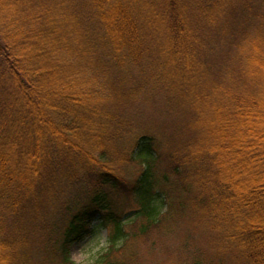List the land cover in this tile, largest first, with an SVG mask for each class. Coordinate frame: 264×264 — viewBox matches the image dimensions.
Listing matches in <instances>:
<instances>
[{"label": "trees", "instance_id": "16d2710c", "mask_svg": "<svg viewBox=\"0 0 264 264\" xmlns=\"http://www.w3.org/2000/svg\"><path fill=\"white\" fill-rule=\"evenodd\" d=\"M263 2L0 0V264H75L70 246L96 220L107 247L91 264H139L140 239L185 217L197 226L192 213L217 223L235 264H264V107L243 105L230 86L202 91L199 70L214 46L225 53L250 36L259 44L256 34L264 40ZM193 55L191 76L179 63ZM154 80L168 102L162 111L182 114L176 102L192 112L185 121L176 114V146L161 134L166 125L138 127L126 111ZM215 94L230 108L220 110L211 150L197 107ZM74 183L85 199L50 210V190ZM198 256L188 264H215Z\"/></svg>", "mask_w": 264, "mask_h": 264}, {"label": "rangeland", "instance_id": "374dc122", "mask_svg": "<svg viewBox=\"0 0 264 264\" xmlns=\"http://www.w3.org/2000/svg\"><path fill=\"white\" fill-rule=\"evenodd\" d=\"M262 6L264 8V2ZM256 37L259 44L255 40L251 41L250 36L246 39L247 41H244L242 48L233 47L231 52H220L219 46H214L215 48L213 51L211 50L212 52H210L209 56L204 51L205 54L203 56L200 55L202 63L200 62L199 64V70L206 75L207 79L202 91L209 87L220 86L222 88L223 86H230L231 88H225L224 91L228 90L227 92L242 95V97H240L242 104L244 103L246 105L247 101L250 102V104L256 102L260 107H264V40L262 36H258V34H256ZM251 42L256 45L252 47V45L249 44ZM198 60L199 58L193 55L186 62H180L179 69L188 65L190 66L189 73L193 76V74L199 73ZM146 67L148 66L146 65ZM176 67L177 63L174 66L172 65L174 73L178 72ZM151 70L155 71L153 69ZM136 76L139 77V75ZM179 77H181V75ZM219 78H222L221 81ZM93 80L96 79L86 80L89 87L94 88L97 86L98 81L93 82ZM156 80H154V84L151 85L148 93L146 92L145 85L143 89L139 91L138 97H135V101L133 98L129 102H126L128 107L126 111H129L136 117L133 120L138 127L139 125L142 126L143 124H147L157 130L163 128V125H166L161 131V134L168 137L174 131V126L180 121L178 116H180V118L184 116L183 121H185V119H190V117H192V112L189 108L182 105L177 107L179 103L176 105V102H169V104H171L172 107H176L183 116L178 113V111L175 114L162 111V108L165 110L168 107V102H166V100L164 101V96H162L160 91V82ZM135 84L136 82H133V85ZM222 100V98L218 99L215 94L209 96L205 102L203 101L197 107L200 125L204 124L206 127L210 128L211 131L210 134L207 135L208 148L211 150L218 149V140H220V138L217 133L219 126L221 125V128H224L220 116L223 115V118H226V116L220 110L227 112L230 108V104L221 103ZM233 116L235 117L233 114L230 115V120L232 124L235 125ZM138 127H136V129H138ZM235 127L245 128V125L240 126L237 122ZM235 127L232 126L231 128L234 129ZM219 132L222 134L221 129ZM229 133L231 134V131H229ZM177 134L179 138L176 134L172 137H168L172 140L174 146L177 145L178 139L181 138L180 132ZM182 138L184 139V136H182ZM164 143L165 149L168 150V145L165 140ZM246 143L249 144L250 142L246 141ZM218 165L219 167L227 165V161L223 162L220 160ZM82 185L81 183H74L72 186L69 185V187H67L62 184H57L54 189L50 190L47 196V201L50 205L49 209L51 210L55 204L57 207L59 202H62L64 198L69 201L73 200L72 202L74 203L84 200V187H82ZM127 210L128 209H125V211ZM190 218L195 219L197 226L190 224L189 222L192 220H187L185 217L184 220L178 223L174 231L170 230L162 234L154 233L148 239H140L135 244L137 250L135 254L136 262L139 264H188L191 262L192 258L198 256L196 250H199L200 254L198 258H201L205 262L214 261L215 264H235L233 262V256L232 258L228 256V253L231 252L226 249V247L224 248L222 246L220 240L221 230L218 229L217 223L215 225L212 223L213 227H209L210 223L205 225V223L211 219L206 215L201 220L199 213H196V215L192 213ZM98 225L99 221H94L92 224V227L95 226L94 232L86 236L81 242H76L70 246V259L75 264H91L97 258L98 254L106 249L108 230ZM201 232L203 233L200 234ZM190 236L192 238L190 239L191 245L185 247L184 243Z\"/></svg>", "mask_w": 264, "mask_h": 264}]
</instances>
